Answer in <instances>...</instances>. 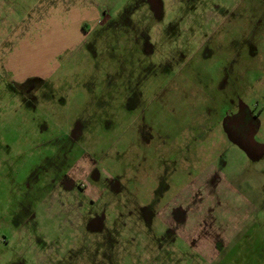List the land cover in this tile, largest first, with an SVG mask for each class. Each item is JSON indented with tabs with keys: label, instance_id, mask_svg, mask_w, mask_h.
<instances>
[{
	"label": "rangeland",
	"instance_id": "rangeland-1",
	"mask_svg": "<svg viewBox=\"0 0 264 264\" xmlns=\"http://www.w3.org/2000/svg\"><path fill=\"white\" fill-rule=\"evenodd\" d=\"M256 105L264 0H0V264H264Z\"/></svg>",
	"mask_w": 264,
	"mask_h": 264
},
{
	"label": "flooded vegetation",
	"instance_id": "flooded-vegetation-1",
	"mask_svg": "<svg viewBox=\"0 0 264 264\" xmlns=\"http://www.w3.org/2000/svg\"><path fill=\"white\" fill-rule=\"evenodd\" d=\"M253 109H254L253 112L247 111V114L250 115L252 118H258L259 117L261 120L262 114L264 112V107L258 108V106L256 105V106H253ZM261 127H262V125L257 127V128L253 127V129H250L249 126H244V125H241L239 123L235 128L229 126L227 129H225L224 132L223 131L222 132H223V135L224 134L226 136L229 135L233 139H234V137H236L238 140L237 142L240 143L239 144L240 146L249 149V146H248L249 142H251L253 140V138L258 140L257 137L259 135ZM222 132H221V134H222ZM254 146H256V147H254V149L261 148L258 145H254Z\"/></svg>",
	"mask_w": 264,
	"mask_h": 264
}]
</instances>
